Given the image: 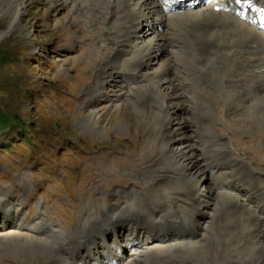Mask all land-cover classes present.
Listing matches in <instances>:
<instances>
[{"label": "rangeland", "instance_id": "obj_1", "mask_svg": "<svg viewBox=\"0 0 264 264\" xmlns=\"http://www.w3.org/2000/svg\"><path fill=\"white\" fill-rule=\"evenodd\" d=\"M5 1L0 0V108L17 120L9 129H0V207L15 205L20 215L8 221L0 210V264H46L54 262L57 255L54 250L61 251L68 258L72 250L69 243L73 244L72 239H83L82 236L93 226L95 215L101 217L103 210L110 213L126 207L125 198L136 189L142 191L145 201H157V186L151 184L152 170L142 173L148 170L149 164L155 165L152 162L155 157L151 159L145 154L163 146L160 137H165L166 128L160 116L157 117L161 114L159 108L152 107L158 103L159 97L150 88L154 83L148 86L147 81L139 78L127 83L117 77L116 66H125L129 60L117 55L109 41L108 26L115 25L110 0H33L13 28L10 27V11L4 5ZM1 8H5L4 12ZM142 34L150 35L152 30L144 29ZM111 60L115 61V68L108 73L110 79H117L119 84L114 82L112 87L111 81L108 91L90 99L89 92L97 86L102 65ZM214 72L219 74L216 65ZM186 78L188 85L194 84L190 76ZM130 83L133 89H130ZM222 85L234 89V92L228 89L230 99L236 92L243 96V89L239 87L241 82L228 81L225 85L222 80ZM213 86L203 83L200 88L211 90ZM115 97H122L121 104L129 123L133 122L128 131L116 132L118 123L115 122L113 131L105 133L87 131L79 124L90 110L98 109L104 113L111 105L120 103ZM237 102L241 104L240 100ZM213 105L215 110L206 112L210 117L205 116L203 125H209L211 119L218 124L206 128L201 125L197 110L195 115L191 114L194 111L183 114L178 111L177 116L170 119L173 124L187 126L183 116L189 118L192 127L186 128L200 145L207 141L222 149L220 143L226 139L227 147L236 156L250 161L256 171L264 174V110L256 111L250 107L228 112L226 103L220 109L216 103ZM202 111L205 113L204 109ZM209 149L207 145L202 150L208 158L212 154ZM171 150L182 151L174 145ZM134 159L137 163L132 165ZM157 163L159 167H171L166 158ZM34 186L38 187L36 196L30 207H24L23 203L35 191ZM168 194L166 191L163 197L167 206L158 210L170 213L167 217L175 220L171 226L192 228L191 223L178 222L175 215L177 203L169 201ZM74 198L79 200L78 205L69 207ZM136 200L137 196L134 197ZM199 209L208 212L205 205ZM15 222L19 225L15 226ZM23 222L33 226L32 229L21 226ZM15 229L43 241L33 246L34 254L24 252L28 258L26 262L18 256L17 247L5 240L4 233ZM200 237L199 230L197 235L188 236L183 243L189 240L190 243L204 242L205 239ZM258 243L255 246L247 241L246 245L253 249L245 253L239 248L244 244L238 242L234 245L232 242L228 244L232 249L227 247L229 250L218 259H214L217 256L213 248V255L205 251L202 256L199 254L194 258L196 261H184V264H251L253 258L263 256L264 236ZM107 245L112 249L111 241ZM123 245L127 246L126 242ZM81 250L84 252V248ZM178 252H183L182 248ZM259 259L254 264H261Z\"/></svg>", "mask_w": 264, "mask_h": 264}, {"label": "bare ground", "instance_id": "obj_2", "mask_svg": "<svg viewBox=\"0 0 264 264\" xmlns=\"http://www.w3.org/2000/svg\"><path fill=\"white\" fill-rule=\"evenodd\" d=\"M31 1L33 0L4 2L10 11L11 28ZM250 1L240 0V3L236 4L230 3L229 0H217L218 4L223 5L219 6L223 9H215L212 3L205 4V0H189V5L183 7L176 4V0H110L109 6L112 8L111 15L115 25L108 26L109 41L117 55L129 60L125 66H116L117 77L128 83L131 81L130 77L136 74L140 80L147 81L145 84L148 86L154 83L150 88L159 96L158 103L152 107H158L161 112L157 117L160 116L159 119L163 120L165 137H160L162 147L145 154L151 159L155 157L152 160L155 165L149 164L148 170L142 173L147 174L152 170L151 184L157 186V201H145L142 191L136 189L128 195L130 199L125 198L126 207L110 213L103 210L101 217L95 215L93 226L82 236L83 239L76 238L77 242L72 239L73 244L69 243L72 250L68 253V258L61 251L54 250L57 253L54 262L48 261L46 264H184V261L190 262L198 258L199 254L202 256L205 251L211 253L213 248V253L217 256L214 259H218L219 255H224L226 250L232 249L228 247L232 242L234 245L238 242L244 244L239 248L247 253L248 249L252 250L253 247H248L246 242H252V245L256 246L264 236V174L256 171L250 161L236 156L233 150L227 147L229 144L226 139L220 143L223 144L222 149L221 146L211 145L207 141L202 142L205 144L202 148V144L200 145L186 128L192 127L188 122L189 118L182 115L187 126L173 124L170 119L171 116H177L178 111L182 114L194 111L191 114L195 115L197 110L200 123L206 128L211 124H218L211 119L209 125H203L205 116H209L206 112L215 110L213 103H216L219 109L226 103L228 112L237 108L247 110L250 107H254L256 111L264 110V0H253L252 3ZM243 5L250 9L256 18L247 15ZM231 7L234 11L240 8V14L236 15L232 10H228ZM1 9L3 11L5 8ZM144 29L152 30V34L141 35ZM175 45L178 47L175 48ZM184 52L188 54L183 55ZM206 52L208 55H205ZM114 63L115 61L111 60L102 65L101 77L96 81L97 86L89 92L90 99L91 96L95 97L108 91L111 81L112 87L114 82L119 84L117 79H110L108 73L109 70H114ZM214 65L219 74H215ZM187 76L193 79V85L187 84ZM222 80L225 85L228 81L241 82L239 87L243 89V96L236 92L230 99L228 89L233 92L234 89L230 85L223 88ZM203 83H212L214 86L211 90L201 89ZM133 88L131 84L130 89ZM121 98L115 97L120 103L111 105L108 112L90 110L79 124L87 131L105 133L114 128L115 122L118 123L116 132L128 131L133 122L129 123ZM238 100L241 101L240 105ZM202 136L206 134L202 133ZM171 145L182 149L181 153L172 151ZM207 145L213 152L210 158L204 156L202 151ZM216 155H219L221 160L225 158V162H211V158ZM162 158H166L171 167H159L157 162ZM135 161L137 160L131 161V164L135 165ZM116 172L114 170V173ZM251 175L252 182L249 181ZM166 191L169 192V201L177 203L175 215L179 218L178 221L190 222L192 229L171 226L170 223L174 220L167 217L170 213L164 210L167 213L164 214L162 210H158L167 206L163 201ZM78 202L79 200L74 198L69 207L78 205ZM203 205L208 212L199 209ZM4 213L8 218L14 214L8 207H4ZM128 221L135 235L132 240H128L125 234ZM22 226L30 228L25 223ZM199 230L201 237L205 239H202L204 242L197 240L190 243L189 240L183 243L188 240V236L197 235ZM4 234L5 240L17 247L18 256L25 262L28 258L24 252L33 253V246L43 243L31 236L32 234L16 229ZM107 240H112L117 246L115 250L111 249L112 252L102 249L107 245ZM125 240L128 246L123 245ZM134 247L136 250H133ZM106 248L110 249L109 246ZM180 248L183 252L179 253ZM258 259L253 258L251 264ZM259 261L264 263V247L263 256Z\"/></svg>", "mask_w": 264, "mask_h": 264}, {"label": "trees", "instance_id": "obj_3", "mask_svg": "<svg viewBox=\"0 0 264 264\" xmlns=\"http://www.w3.org/2000/svg\"><path fill=\"white\" fill-rule=\"evenodd\" d=\"M12 117L13 118H11L10 115H8L0 108V129H6V128L9 129L11 127V123L14 124V122H16L17 120V117L16 118L15 116Z\"/></svg>", "mask_w": 264, "mask_h": 264}]
</instances>
